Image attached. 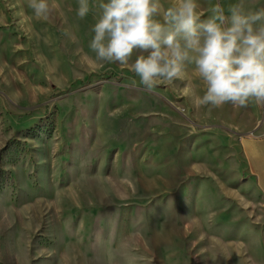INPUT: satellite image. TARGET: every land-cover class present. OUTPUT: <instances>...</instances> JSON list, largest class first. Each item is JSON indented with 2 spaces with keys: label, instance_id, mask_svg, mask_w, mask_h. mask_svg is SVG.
<instances>
[{
  "label": "rangeland",
  "instance_id": "374dc122",
  "mask_svg": "<svg viewBox=\"0 0 264 264\" xmlns=\"http://www.w3.org/2000/svg\"><path fill=\"white\" fill-rule=\"evenodd\" d=\"M89 2L80 18L79 0H48L45 20L0 0V264H264L240 144L264 133V104H199L187 63L145 90L94 58Z\"/></svg>",
  "mask_w": 264,
  "mask_h": 264
},
{
  "label": "clouds",
  "instance_id": "9594fccd",
  "mask_svg": "<svg viewBox=\"0 0 264 264\" xmlns=\"http://www.w3.org/2000/svg\"><path fill=\"white\" fill-rule=\"evenodd\" d=\"M35 16L47 20L48 0H28ZM89 49L101 63L127 66L151 91L194 65L204 84L199 104L247 107L264 104V7L243 0L200 12L199 0H96ZM92 10L79 0L78 16Z\"/></svg>",
  "mask_w": 264,
  "mask_h": 264
},
{
  "label": "crops",
  "instance_id": "0c3cea01",
  "mask_svg": "<svg viewBox=\"0 0 264 264\" xmlns=\"http://www.w3.org/2000/svg\"><path fill=\"white\" fill-rule=\"evenodd\" d=\"M264 120L262 121L263 126ZM241 139V148L246 161L247 170L255 178L260 192L264 193V133L262 135H246Z\"/></svg>",
  "mask_w": 264,
  "mask_h": 264
}]
</instances>
